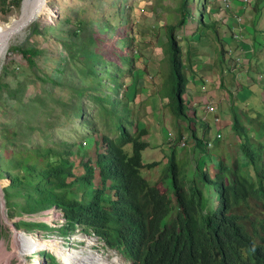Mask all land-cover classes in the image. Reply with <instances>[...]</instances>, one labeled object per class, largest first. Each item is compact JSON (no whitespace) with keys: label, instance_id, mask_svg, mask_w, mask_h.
Listing matches in <instances>:
<instances>
[{"label":"trees","instance_id":"obj_1","mask_svg":"<svg viewBox=\"0 0 264 264\" xmlns=\"http://www.w3.org/2000/svg\"><path fill=\"white\" fill-rule=\"evenodd\" d=\"M21 3L22 0L13 2L17 9ZM193 3L194 0H178L179 18L174 24L165 25L166 42L161 47L167 62L161 97L167 100L165 106L173 117L181 121L189 118L191 111L185 101L190 81L176 33L193 20ZM263 4L264 0H255V17L262 14ZM199 24L203 27L200 31L207 29L215 35L219 57L223 59L227 51L216 22L200 20ZM128 44V39H122L121 48ZM11 51L19 52L32 68L37 67L36 58L44 54L36 48L16 47ZM86 51L82 47L81 52ZM190 55L188 51L187 59ZM119 58L123 65L103 60L96 53L86 58L84 77L89 78L91 85L82 87L77 96L86 95L96 108L95 114H90L83 103L70 109L72 118L87 131L84 138L91 139L90 148L67 140H58L52 146L30 147L19 139V134L0 131V181L5 184L6 214L13 220L19 219L13 226L25 232L34 228L50 231L47 223H29L22 218L38 213L49 215L54 210L64 219V224L53 230L62 234L60 237H68L82 227L128 264H264V143L250 133L231 107V130L255 180L247 176L241 164L230 170L223 161L212 176L206 164L198 165L197 156L195 167L189 170L187 166L192 162L179 164L173 148L161 183L150 184L141 172L151 171L157 163L144 161L143 153L150 146L143 141L147 131L139 128L135 99L127 95V78L132 79L134 71L125 70L131 67L127 54ZM99 62L103 69L98 67ZM111 69L114 71L110 72ZM7 73L8 67L4 66L0 95L20 100L19 91L2 81ZM124 76V81H120ZM190 76H194L192 71ZM262 117L259 116L258 123L252 121L256 130L264 126ZM188 129L186 133L188 130L194 141L193 154L199 151L211 159L206 139L200 138L191 125ZM78 166L82 170L76 173ZM166 181L171 182L168 188L163 187ZM172 200L178 207L176 218ZM252 200L262 204L261 216H250L243 210ZM20 236L25 253L30 240ZM2 237L0 232V240ZM4 245L0 244V264L11 258ZM42 254L50 259L48 264H57L54 255Z\"/></svg>","mask_w":264,"mask_h":264},{"label":"rangeland","instance_id":"obj_2","mask_svg":"<svg viewBox=\"0 0 264 264\" xmlns=\"http://www.w3.org/2000/svg\"><path fill=\"white\" fill-rule=\"evenodd\" d=\"M14 1L0 0V25L19 17L21 6L15 8ZM221 1L194 0L193 20L176 33L190 81L185 101L191 111H188L189 118L181 121L173 117L165 106L167 100L161 97L167 71L161 50L166 42L164 27L174 24L179 18L178 0H47L45 15L11 42L0 62V75L2 68L8 67L2 81L19 91L18 97H21L20 100H12L6 94L0 95V131L19 134V139L30 147L52 146L58 140H67L81 144L85 149L90 148L91 139L84 138L87 131L72 118L70 109L83 103L90 114H95L96 108L87 96H77L82 87L91 85L89 78L84 77L86 58L96 53L103 60L123 65L119 57L127 54L131 67L125 70L133 68L134 71L132 79L127 78L130 87L127 95L135 99L139 128L147 131L143 141L150 145L143 158L146 163H157L151 171L141 172L150 184L161 183L173 148L179 164L192 162L187 166L189 170L195 167L194 158L197 156L198 165L203 167L206 164L212 176L217 173L219 162L223 161L230 170L241 164L247 176L255 180V173L241 155L238 140L231 130V107L250 133L264 143V126L260 130L252 126V121L258 123L259 116H264V4L262 14L255 17L252 8L255 0H231L230 10L226 4L221 6ZM241 7L249 9L248 15L242 13ZM237 16H241L238 23L243 25L242 28L232 22ZM200 20L218 25L227 51L223 59L219 57L220 47L215 35L206 28L203 32L199 30L203 28ZM233 25L235 32L232 31ZM122 39L129 41L124 48H121ZM16 47L43 50L44 54L36 58L37 67H30L19 52L11 51ZM82 47L87 51L81 52ZM188 51L191 55L187 59ZM98 67L103 69V63L99 62ZM191 71L193 77L190 76ZM126 76L120 81H124ZM208 106H213L215 112H209ZM261 122L264 123V117ZM190 125L200 138L208 142L207 151L212 155L211 159L204 153L200 155L199 151L193 154L194 141L188 131ZM81 170L78 166L75 172ZM4 186L0 181V232L3 234L0 244L4 243L6 252L11 253L5 264H32L37 256L41 257L42 264H48L50 259L39 254L41 252L55 257L57 254V264H78L86 255L84 250L96 256L95 264H126L122 256L103 241L84 232L82 227L73 233V238L65 236L62 239V234L53 231L64 223L61 213L43 215L38 221H30L26 216L22 218L29 223H47L52 228L50 231L39 228L28 232L17 230L13 224L19 219L13 220L6 214ZM168 186H171L170 181L163 183L164 188ZM168 190L171 197L172 189ZM172 201L173 217L176 218L178 207ZM243 210L250 216H261L263 212L262 204L257 200L250 201ZM16 233L28 236V252L27 249L23 252ZM91 244H96L99 249L90 248ZM35 248L42 250L30 251ZM55 249H65L63 258L62 251Z\"/></svg>","mask_w":264,"mask_h":264},{"label":"bare ground","instance_id":"obj_3","mask_svg":"<svg viewBox=\"0 0 264 264\" xmlns=\"http://www.w3.org/2000/svg\"><path fill=\"white\" fill-rule=\"evenodd\" d=\"M37 10H40L38 14H37ZM46 12H47V2L45 0H24L21 5L19 17L17 18L14 17V19H10L7 23L0 25V62L5 57L11 42L21 37L22 34L25 32V30L28 29L31 25H33V23H35L37 20H39L41 16L45 15ZM19 234L22 235L24 238H28L27 235H24L22 233ZM15 235L19 237L20 244L22 245V237L18 234ZM96 246H97L96 244L95 246L91 244V246L89 247L90 248L95 247L96 249H99ZM41 250L42 249L36 250V248L35 250L30 249V251H41ZM55 250L62 251L60 254L62 255L61 257L63 258V255L65 254L64 252L65 249H55ZM84 252L86 253V255L84 256V258L80 260L78 264H95L94 259L96 258V256L89 251L84 250ZM103 256H105V254ZM108 258L109 256L106 257V259ZM102 261H106V260H102ZM37 263L38 262L33 264H37ZM103 264L106 263L103 262Z\"/></svg>","mask_w":264,"mask_h":264},{"label":"built area","instance_id":"obj_4","mask_svg":"<svg viewBox=\"0 0 264 264\" xmlns=\"http://www.w3.org/2000/svg\"><path fill=\"white\" fill-rule=\"evenodd\" d=\"M244 2H247V0H243ZM222 3H221V6L223 5L224 7H225V4H226V7L227 8H229V10H230V4H231V0H222L221 1ZM241 21V16H237V19H234V22L237 24V25H239V26H241V28H242V24H239L238 22H240ZM235 30H236V27L234 26L233 27V32H235ZM239 30H242V29H239ZM234 37H237V36H235L234 35ZM233 36H232V38H234ZM237 41H239V40H237ZM238 60V59H237ZM207 110L209 111V112H212V113H214L215 112V108L213 107V106H208L207 107ZM84 145L86 144V143H83ZM52 212H57V213H60V212H58V211H54V210H52L51 212H50V214L52 213ZM26 216V218H28L30 221H38V220H41V216H43V214H41V213H38V214H35V215H25ZM24 216V217H25ZM22 220H24V219H22ZM24 221H26V220H24ZM63 221H64V219H63ZM27 222V221H26ZM64 224V223H63ZM58 226H60V225H58ZM92 235V234H91ZM94 236V235H93ZM95 237V236H94ZM62 239H64L63 237H61ZM68 238H73V234L72 235H69L68 236ZM95 238H97V237H95ZM97 240H100V239H98L97 238ZM102 241V240H101ZM39 252V251H38ZM42 253V252H41ZM41 253H39V254H41ZM56 258L58 259V256L56 255ZM60 258V257H59ZM61 259V258H60ZM36 262H38V263H41L42 264V259H41V257L40 256H37V258H34L33 260H32V264L33 263H36ZM62 262V261H61ZM63 263V262H62ZM65 264V263H64Z\"/></svg>","mask_w":264,"mask_h":264},{"label":"crops","instance_id":"obj_5","mask_svg":"<svg viewBox=\"0 0 264 264\" xmlns=\"http://www.w3.org/2000/svg\"><path fill=\"white\" fill-rule=\"evenodd\" d=\"M240 6H241V5H240ZM240 9L242 10V13H243V14L248 15V12H249V9H248V8L241 7ZM240 9H239V10H240ZM241 10H240V11H241ZM243 10H244V11H243ZM232 22H234V20H232ZM233 27H234V25H233ZM245 28H247V27H245ZM231 29H232V26H231ZM232 31H233V30H232ZM215 117H216V116H215ZM216 118H217V117H216ZM218 119H219V118H218ZM218 122H220V119H219Z\"/></svg>","mask_w":264,"mask_h":264},{"label":"water","instance_id":"obj_6","mask_svg":"<svg viewBox=\"0 0 264 264\" xmlns=\"http://www.w3.org/2000/svg\"><path fill=\"white\" fill-rule=\"evenodd\" d=\"M24 0H22V3H23ZM47 2V0H45ZM21 3V5H22ZM40 12V10H37V14ZM3 201H4V197H3Z\"/></svg>","mask_w":264,"mask_h":264},{"label":"clouds","instance_id":"obj_7","mask_svg":"<svg viewBox=\"0 0 264 264\" xmlns=\"http://www.w3.org/2000/svg\"><path fill=\"white\" fill-rule=\"evenodd\" d=\"M216 121L218 122L219 121V119L218 118H216ZM73 234V233H72ZM71 235V234H70ZM42 254V253H41ZM120 255V254H119ZM121 256V255H120ZM56 258V257H55ZM125 260V259H124ZM126 261V260H125ZM126 264H128L127 263V261H126Z\"/></svg>","mask_w":264,"mask_h":264}]
</instances>
